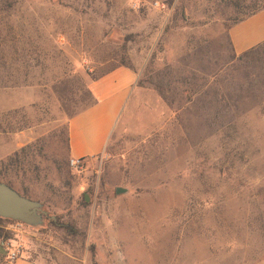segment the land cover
Returning <instances> with one entry per match:
<instances>
[{
	"label": "rangeland",
	"instance_id": "obj_1",
	"mask_svg": "<svg viewBox=\"0 0 264 264\" xmlns=\"http://www.w3.org/2000/svg\"><path fill=\"white\" fill-rule=\"evenodd\" d=\"M256 2L0 0V179L46 212L17 261L264 264V53L228 38ZM120 66L135 90L74 168L69 120Z\"/></svg>",
	"mask_w": 264,
	"mask_h": 264
},
{
	"label": "crops",
	"instance_id": "obj_2",
	"mask_svg": "<svg viewBox=\"0 0 264 264\" xmlns=\"http://www.w3.org/2000/svg\"><path fill=\"white\" fill-rule=\"evenodd\" d=\"M231 48L240 56L264 43V9L232 25L228 31ZM137 84V75L120 66L90 81L94 103L70 118L68 150L71 159L87 160L103 155L115 126ZM2 166L0 175L9 176ZM13 264H24L16 261Z\"/></svg>",
	"mask_w": 264,
	"mask_h": 264
},
{
	"label": "water",
	"instance_id": "obj_3",
	"mask_svg": "<svg viewBox=\"0 0 264 264\" xmlns=\"http://www.w3.org/2000/svg\"><path fill=\"white\" fill-rule=\"evenodd\" d=\"M124 190L117 189L119 194ZM46 212L40 202L22 196L16 190L0 182V218L19 221L36 227L43 223Z\"/></svg>",
	"mask_w": 264,
	"mask_h": 264
},
{
	"label": "built area",
	"instance_id": "obj_4",
	"mask_svg": "<svg viewBox=\"0 0 264 264\" xmlns=\"http://www.w3.org/2000/svg\"><path fill=\"white\" fill-rule=\"evenodd\" d=\"M82 159H71L70 165L74 168L80 166ZM25 224L19 221H11L7 227L4 228L6 232H16L23 230ZM20 253V245L16 244L11 238L0 239V264H13L17 261Z\"/></svg>",
	"mask_w": 264,
	"mask_h": 264
},
{
	"label": "trees",
	"instance_id": "obj_5",
	"mask_svg": "<svg viewBox=\"0 0 264 264\" xmlns=\"http://www.w3.org/2000/svg\"><path fill=\"white\" fill-rule=\"evenodd\" d=\"M257 1H258V2H256V4H253V5L250 6V8H249V12L247 13L246 16H244V17H242V18H240V19H237L236 21H234V23H233L232 25H234V24H236V23H238V22H240V21H242V20H244V19H246V18H248V17L254 15L255 13L261 11L262 9H264V0H257ZM256 51H259V52L264 53V43L261 44V45H259V46L256 47L255 49L250 50L249 52H246L245 54L253 53V52H256ZM245 54H243V55H245ZM93 103H94V101H93ZM93 103H92V104H93ZM92 104H91V105H92ZM91 105H90V106H91ZM0 182H2L1 179H0ZM2 183H4V182H2ZM4 184H6V185H8L9 187H11L8 183H4ZM11 188H12V187H11ZM19 194H20V193H19ZM21 195H22V194H21ZM22 196L27 197L26 195H22ZM27 198H28V197H27ZM3 221H4V220L0 218V239H8V238H10V234H9V232H6V231L2 228V222H3Z\"/></svg>",
	"mask_w": 264,
	"mask_h": 264
}]
</instances>
